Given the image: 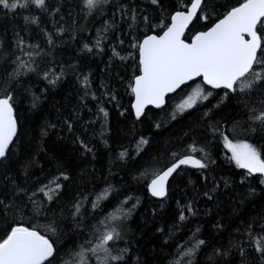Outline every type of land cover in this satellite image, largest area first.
<instances>
[{
	"label": "trees",
	"instance_id": "obj_1",
	"mask_svg": "<svg viewBox=\"0 0 264 264\" xmlns=\"http://www.w3.org/2000/svg\"><path fill=\"white\" fill-rule=\"evenodd\" d=\"M239 2L206 0L200 15L207 20H195L183 39L189 42ZM187 3L107 0L89 14L83 0H47L49 12L35 6L0 10V88L11 90L17 119V136L0 159V238L15 224L35 227L71 261L70 253L87 246L98 221L117 214L123 239L115 242L113 252L127 251L116 264H264L255 243L264 237V177L238 168L224 147L225 136L233 143L248 142L264 159V127L250 119L252 109L264 108V91L258 86L247 95L226 96V90L202 85L212 96L181 112L198 79L167 97L161 108H147L139 119L131 110L132 80L139 72L131 44L160 34L162 25ZM55 8L59 12L50 14ZM34 17L38 23L31 22ZM20 37L38 45L29 50L39 54L30 61L34 71L11 77ZM84 44L93 50L88 52ZM114 48L123 60L113 55ZM55 76L59 79L50 84ZM141 138L149 144L137 155ZM125 149L128 155L121 159ZM184 155L207 167H181L169 179L166 196L152 198L147 188L154 174ZM56 183L59 195L48 201L44 186L55 188ZM109 188L107 200L93 209L96 196ZM78 200L81 215L74 220ZM53 222L55 236L48 228ZM199 240L204 244L195 248Z\"/></svg>",
	"mask_w": 264,
	"mask_h": 264
},
{
	"label": "snow or ice",
	"instance_id": "obj_2",
	"mask_svg": "<svg viewBox=\"0 0 264 264\" xmlns=\"http://www.w3.org/2000/svg\"><path fill=\"white\" fill-rule=\"evenodd\" d=\"M83 2L90 14L91 10L106 3L107 0H83ZM157 2L158 0H152L153 4ZM31 6H35L42 12L50 11L47 0H0V10L7 12H15L17 9H27ZM205 6L206 0H188L183 10L176 11L170 16L169 23L162 25V34L146 35L142 40L131 44L138 54L139 74L135 76L131 86V92L135 98L132 108L137 119L144 114L148 105L161 108L167 94L188 85L189 82H195L197 78H200V83L196 84L185 103L180 105L181 112L194 108L197 102L206 101L212 96V93L206 92L202 85L227 90L226 96L229 92L247 95L257 90L258 86L259 90L264 91V0H240L207 31L195 34L191 42H186L183 37L189 25L197 19L207 20V15H200ZM57 12L59 8L52 9L50 14L55 15ZM131 19L135 21V15H132ZM143 19L147 22L146 17ZM25 20L28 21L29 17L26 16ZM31 22L38 23L39 18L34 17ZM57 31L62 32L63 29ZM48 43L49 45L54 43L51 35L48 36ZM99 44L100 40H97L96 46L99 47ZM37 47L38 45L26 44L22 37L16 40L14 59L11 61L15 68L13 73L9 74L11 77H19L26 72L34 71L30 61L34 62L32 58L39 53L30 51L29 48ZM83 47L88 52L93 50L88 44H84ZM113 55L121 60L124 59L115 48ZM2 59L3 55H0V60ZM44 78H49V72L44 73ZM57 79L59 77L55 76L49 80V83L55 84ZM85 84H87V77H85ZM13 100L11 90L0 88V159L8 155L10 146L13 145L14 138L17 136V119ZM261 103L264 104V101ZM252 111L254 115L250 119L264 127V108L252 109ZM99 112L105 118L108 115L104 108H100ZM172 118L175 119V116ZM159 126L156 125V127ZM71 127L72 125L69 124V130ZM80 143L86 151H91L83 141ZM148 144V139L141 138L136 144V154L139 155ZM190 147L192 152L197 151L195 147ZM224 147L231 152L230 159L238 168L247 170L248 175L261 174L264 177V159L252 144L233 143L225 136ZM200 151L203 150L200 149ZM127 155V149L119 154L121 159ZM173 156L176 154L173 153ZM181 166L199 169L207 167L201 159L193 155L177 157L166 168L157 171L150 180L148 189L152 196L166 195L169 177ZM63 178L67 179L66 176ZM261 183H264V179ZM60 187L58 183L55 188L44 186L48 189L44 193L48 201H53L59 195ZM110 192L109 188L97 195L92 208H99L100 201L107 200ZM73 207L75 220L78 215H81L82 201L78 200ZM127 215V213L124 214V219ZM179 219L184 220L185 216L181 214ZM120 220V215L109 214L106 219L98 221L92 231V239L87 241V246L82 245L78 251L70 253L71 261L61 257L60 249L56 247L55 241L50 236L42 235L35 227L23 224L12 225L6 235L0 238V264H93V258L95 264H116L124 259L123 253L127 251L123 249L120 254L113 252L115 242L123 239L119 230L120 224L117 223ZM79 226L77 222V227ZM48 228L52 236H55L57 232L55 222ZM255 243L256 251L264 259V237ZM202 244L204 241L199 240L194 247L198 248ZM192 251L193 249H189L187 254H191Z\"/></svg>",
	"mask_w": 264,
	"mask_h": 264
},
{
	"label": "water",
	"instance_id": "obj_3",
	"mask_svg": "<svg viewBox=\"0 0 264 264\" xmlns=\"http://www.w3.org/2000/svg\"><path fill=\"white\" fill-rule=\"evenodd\" d=\"M221 18H222V17H221ZM216 22H218V21H216ZM216 22H215V23H216ZM215 23H214V24H215ZM214 24H212L211 26H213ZM190 25H191V24H190ZM190 25H189V26H190ZM211 26H210V27H211ZM210 27H209V28H210ZM209 28H207V29L204 30V31H207ZM186 31H187V30H186ZM186 31H185V32H186ZM202 32H203V31H202ZM160 34H162V32H161ZM142 39H143V38H142ZM142 39H141V40H142ZM186 42H188V41H186ZM189 42H191V40H190ZM138 74H139V72H138ZM138 74H137V75H138ZM134 78H135V77H134ZM134 78H133V80H134ZM198 79H200V78H197V80H198ZM133 80H132V83H133ZM190 83H192V82H189V84H190ZM131 86H132V85H131ZM185 86H186V85H185ZM206 86H207V85H206ZM182 87H184V86H182ZM182 87H181V88H182ZM208 87H210V86H208ZM181 88H180V89H181ZM210 88H211V87H210ZM212 89H213V88H212ZM178 90H179V89H177L175 92H177ZM215 90H224V89H215ZM226 91H227V90H226ZM175 92H172V93L167 94L166 97H165V102H166V98L169 97V96H171V95H173ZM131 94H132V92H131ZM134 102H135V98H134V95L132 94L131 110H132V113H133V115H134V117H135V111H134V109L132 108V105L134 104ZM164 104H165V103H164ZM147 108H155V109H156V107L153 106V105H148V106L145 108V110H146ZM145 110H144V111H145ZM135 118H136V117H135ZM181 167L191 168V169H195V170H198V169H199V168H195V167H192V166H181ZM170 178H171V177H169V179H170ZM168 181H169V180H168ZM149 183H150V182H149ZM167 184H168V183H167ZM147 189H148V188H147ZM148 193H149V195H150L152 198H154V199H158V200L163 199V198L166 196V195L163 196V197H155V196H152V194H151V192L149 191V189H148ZM166 193H167V185H166Z\"/></svg>",
	"mask_w": 264,
	"mask_h": 264
},
{
	"label": "rangeland",
	"instance_id": "obj_4",
	"mask_svg": "<svg viewBox=\"0 0 264 264\" xmlns=\"http://www.w3.org/2000/svg\"><path fill=\"white\" fill-rule=\"evenodd\" d=\"M188 98V97H187ZM187 98L182 102V104H184L185 103V101L187 100ZM230 152V151H229ZM230 154H231V152H230Z\"/></svg>",
	"mask_w": 264,
	"mask_h": 264
}]
</instances>
